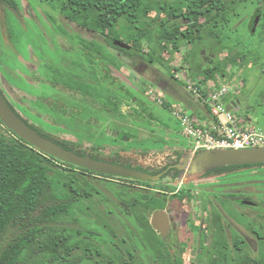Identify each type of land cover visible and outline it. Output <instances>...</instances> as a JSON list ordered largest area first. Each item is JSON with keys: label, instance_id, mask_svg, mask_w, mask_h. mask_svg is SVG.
<instances>
[{"label": "trees", "instance_id": "1", "mask_svg": "<svg viewBox=\"0 0 264 264\" xmlns=\"http://www.w3.org/2000/svg\"><path fill=\"white\" fill-rule=\"evenodd\" d=\"M52 1H56L62 10L71 8L75 12L86 14V19L96 27L120 32L122 36L128 37L132 45L125 52L129 55L151 59L167 66L161 61L162 44L171 47L170 53L186 48L183 63L186 64L189 75L193 79H199L201 86L207 85L209 81L219 85L221 82L217 78L228 75L226 70L229 63H232L230 65L235 71L238 69L237 59L241 58L242 62L245 60V55L234 48H230L228 55L222 59L217 57L219 51L227 47L223 43L222 33L231 20L239 15L237 8L255 2L260 9H257L254 16L257 17L260 13L264 20V0ZM176 7H185V10L175 14L171 21L168 18L156 19L155 30L149 29L150 13ZM185 16L193 19L188 20V28L182 32L180 17ZM199 18H202L201 22ZM253 25L254 21L250 26ZM194 28H197L196 34L193 33ZM143 42L150 45L146 51L143 50ZM182 42H186L185 46ZM207 43L210 44L207 46L210 52L206 48ZM236 103L235 97L231 106L233 112ZM0 123L2 124L1 121ZM242 166L252 165L224 166L205 174L227 173ZM78 170L87 171L38 151L13 132L8 133L0 127V238L2 232L7 234L0 243V264H74L82 261L81 259L88 261V264H183L181 258L175 259L168 251L165 239L155 235L149 224L151 213L163 208L164 203H160L148 192L137 191L133 186L123 183L119 184L122 189L116 198L125 206L121 207L122 216H119L125 224L116 233L114 226L108 228L113 235L111 237L114 240L118 238L115 244L103 240L104 248L101 243H96L93 238L100 234L88 227V217L92 216L84 210L81 212L80 199L92 198L94 194H100L101 190L81 176ZM104 176L149 184L148 180ZM59 178L62 183L55 185V180ZM73 202H76V207H73ZM101 209H97V212L102 215ZM97 212L92 217L96 225L99 219L103 220L97 216ZM65 215L72 216L74 227L59 223ZM123 215L125 218L132 217L135 222L130 226ZM221 222L223 221L219 216L210 221L209 226H217L218 230L210 236L209 245L204 249L206 256L195 259V264H213L210 261L214 256L217 258L215 264H264V243L258 233L252 231L253 235L257 234L254 246L237 235L229 246L222 239L220 232L226 225H221ZM138 228L139 233H135Z\"/></svg>", "mask_w": 264, "mask_h": 264}, {"label": "flooded vegetation", "instance_id": "2", "mask_svg": "<svg viewBox=\"0 0 264 264\" xmlns=\"http://www.w3.org/2000/svg\"><path fill=\"white\" fill-rule=\"evenodd\" d=\"M43 1L46 3H55L57 6L55 4L53 5L60 14L59 22L58 19L56 20L59 28H54L53 30L54 38L58 46L53 48V53L51 49H49L52 54L57 56V59L56 61L50 60L42 50L40 51L42 53L38 55H36L34 51H31V62H28L30 63L27 66L28 68L20 66V70H15L11 65L6 66L5 78H8V82H5V80L0 81V92L10 108L28 126L62 147L65 146L72 149L73 152L75 151L76 154L79 152V155L89 156L95 160L112 162L114 164L126 163L136 166V169L145 170V172L153 176L158 175L157 179L148 180V185L139 184L127 179L126 182L129 183L127 185L133 186L137 191L148 192L152 194L153 197H156L160 203H164L162 206L163 208L159 209L165 210L168 216V231L166 236H162L159 231L151 226L155 235L165 239V245L175 259L181 258L183 260V256L194 249L195 257L193 264H195V259L206 256H204V249L208 247L212 233L218 230L217 226H209L210 221L214 218L217 219L220 215L224 217L223 211H219L215 208L217 206H215L214 200L217 196L207 192V188L203 186L209 181L212 182L219 177L225 176L226 173H211L206 174L205 177L196 179L190 178L188 180V176L186 177L185 173L182 174L175 166L179 163V159L182 157L183 153L188 154L198 151L194 150L193 146L188 141L186 145L180 142L170 144L168 142H160L162 146L155 150L137 152L131 156H124L119 153L103 156L99 151L105 149L104 147L98 148V152H96L93 147H88L86 143L73 142L68 144L63 140L60 136H66L65 131L68 127L74 128L79 126L78 122L75 121L76 119H81L84 126L90 127L98 122L96 120L92 121L91 116L96 117L99 114L87 109L85 101L97 102L98 105H102V107L107 110L113 109L115 112H125L138 123L156 121L153 117L151 107L153 105L163 106L164 102H156L148 94L149 88H145L144 82L150 81L149 83L153 85L152 87L160 91L157 80L159 78L158 72H161L160 68L163 67V65L155 63L151 59H141L126 53L125 50L131 49L132 42L129 41L128 37L122 36L120 32H113L96 27L90 20L86 19V14H80L73 11L71 8L62 10L56 1ZM4 7L16 9L13 0H0V10H3ZM184 10L185 7H176L170 8L167 11H153L149 15V29L151 31L155 30L156 19L168 18L169 21H171L174 19L175 14H178L180 11L183 12ZM192 19L193 17H180V21H182L180 30L182 32L188 28V22ZM201 20L202 18H199V22H201ZM199 22H196V24ZM196 29L197 28L193 29L194 34H196ZM115 41L124 43L126 47L116 44ZM182 43L183 46H185L186 42ZM52 46L54 45L52 44ZM149 46L150 45H148V49L150 48ZM170 49L171 47L167 44H162L163 53H167ZM185 49L186 48L182 50L185 51ZM10 50L11 52L8 51L7 53L10 57H7V59L11 60V58L14 57L19 60L18 54L15 57L13 54H16V52L12 49ZM175 52L179 53L182 51ZM75 53L78 56L77 60H79L77 62L75 60ZM9 63H11V61ZM162 64L165 65L164 61H162ZM122 66L126 67L132 74H128V78L135 83L133 89H129L126 80L118 75V70ZM185 66L186 64L183 62L182 66L175 65L173 69L177 68V70H173L169 76L173 80L179 81V78H177L175 74L180 68ZM134 70L141 75L138 77L140 80L135 78ZM15 79L24 83L25 88H19L20 85L17 87L14 84ZM142 80L144 86L141 83ZM27 83L30 84L31 87L28 86ZM101 83L118 87L120 93L124 96L122 99L123 101H118V98L108 96L109 101H113V106H107L102 103L101 99L103 97L101 91L95 89L93 92L90 91V87L96 88L100 86ZM236 106L235 104V107ZM68 121L75 122L69 123ZM156 122V124L160 125V128L163 126L158 121ZM0 127L6 129L8 133L12 132L3 123H0ZM130 127L133 128V125ZM142 128L143 127L139 126V129ZM165 137L167 141L171 139L169 136ZM117 138H121L120 134ZM145 153H151L156 157L159 156L160 159L163 160V163L158 162V165L140 166L137 163L139 161L137 156L138 154L145 155ZM86 170L87 171L78 170V173L86 177L92 184H95L99 190H102L99 181L102 178L110 177L104 176L107 174L90 171L88 169ZM110 179L119 180L114 178ZM120 181L123 182L124 180ZM73 191L72 188V193ZM226 198L235 199L243 205H247L248 203L245 199L246 197L241 194L240 190L227 194ZM117 203L119 207H125L120 201H117ZM182 207H200V212H202V209L208 211L207 241L204 245H202L204 237L201 224H196L198 220L181 222L180 216L182 215ZM235 207H237L236 204ZM151 215L149 216V224ZM224 220V218L223 220L221 219V221ZM237 232L235 231L237 236L243 237V240L249 243L246 236L238 232L239 235ZM5 235L7 234L2 232L0 243L5 238ZM193 238H195V241H193ZM181 247L183 248L181 249Z\"/></svg>", "mask_w": 264, "mask_h": 264}, {"label": "rangeland", "instance_id": "3", "mask_svg": "<svg viewBox=\"0 0 264 264\" xmlns=\"http://www.w3.org/2000/svg\"><path fill=\"white\" fill-rule=\"evenodd\" d=\"M13 1L16 5V9L4 7L3 10H0V81L5 80V82H8V78H5L6 66L11 65L15 70H20V66L28 68L27 66L30 64L28 62H31V51H34V53L38 55L42 53L40 52L42 50L50 60L56 61L57 59V56L52 54L53 48L58 46L54 38L53 30L54 28H59L56 20L58 19L59 22L60 16L59 11L53 5L55 3H46L43 0ZM258 8L255 2L243 4L237 8L239 15L234 17L229 26L223 31V43L227 47L219 51L217 57L222 59L228 55V50L230 48H234L235 51L239 50L245 55V60L242 62L241 58L237 59L238 69L235 71L230 65L232 63H229L226 70L228 75L225 77L219 76L217 80L221 83H229L237 86H239V81H243L244 84L240 93L235 96L238 103H236L237 106L234 108V112L236 111L235 113H237L242 120L248 118V124L250 126L264 130V20L261 19L260 13L257 17L254 16ZM252 21L255 22L251 27L250 24ZM52 44L54 46H52ZM209 45V43L206 45L208 52H210L209 47H207ZM10 49L16 52V54H13L15 57L18 54L19 60L14 57L11 58V60L7 59V57H10L7 55L8 51L11 52ZM49 49H51L52 53ZM143 50H148V46L144 42ZM235 51H232V53H236ZM170 54L171 58H169ZM183 54V50L179 53H170V51H168L162 54V61H164L167 66L160 68L161 72H158L159 78L157 81L160 90L166 95L165 100L172 103L177 102L186 107L190 113L194 111L195 114H197L200 111L198 109L199 104L197 100L186 92L180 79L179 81L181 82L173 80L169 76L175 65L182 66ZM77 59L78 56L75 53L76 62L79 61ZM10 61L11 63H9ZM184 68L189 75L187 66ZM134 71L135 76H141L136 70ZM149 82L150 81L144 82L145 88L147 89L153 86ZM14 84L17 87L20 85L19 88H25L24 83H21L18 79L14 80ZM28 86L31 87L30 84H28ZM94 89L101 91L103 97L101 102L107 106H113V101H109L108 96L116 97L118 101L122 100L124 97L122 93H120L118 87L114 85L110 86L109 84L105 85V83H101L100 86L96 88L90 87V91L93 92ZM31 90L34 91L33 89ZM85 104L87 109L99 114L96 117L91 116L92 121L96 120L98 122L90 127L84 126L81 119H76L75 121L78 122L79 126L74 128L68 127L65 131L66 136H60L68 144L83 142L86 143L88 147H93L96 152H98V148L104 147L105 149L99 151L103 156L113 155L114 153L131 156L137 152L155 150L162 146L160 142H168L169 144L180 142L185 145L188 143V140L181 137L179 134L180 124L178 120L173 116L171 111L164 108V106L153 105L151 107L154 119L163 125L160 128V125L156 124V121L138 123L131 118L129 114L125 112H115L113 109H104L102 105H98L97 102L85 101ZM75 121L68 122L73 123ZM131 125H133V128L130 127ZM139 126L143 128L139 129ZM119 134L121 136L120 139L117 138ZM165 136H169L171 139L167 141L165 140ZM137 157L139 160L137 163L140 166L158 165V162L163 163V160H161L159 156L156 157L151 153H145V155L138 154ZM185 158L186 155L183 153L179 162L181 163ZM123 164H121V166L136 167L126 163ZM251 165L252 166H242L234 171H229L225 176L219 177L212 182L209 181L203 186L207 188V192L217 196L214 200L215 206H217L215 208L219 211H223L224 217L220 215V219L223 220L224 218L225 220L221 222V225H226L225 229L220 233L222 234V239H224L229 246L236 236L235 231L246 236L252 246L255 245V236H257V234L253 235L252 231L258 233V236L263 238L262 242L264 243V163ZM205 175L206 174L203 173L193 178L205 177ZM60 179L61 178L55 180V185H60L62 183ZM126 181L127 180H124L122 182L120 180L102 178L99 181L102 188L100 194H94L92 198L80 199L82 213L84 210V212L87 214L89 213L90 216L95 217L97 209L102 208V215L97 212V216L103 218V220L99 219V221H97L98 225H96L95 220L92 217H88L90 219L88 227L96 230V232L100 234V236L94 237L93 239L96 243H101V246L104 248L105 245L102 244L103 240L104 242H114L115 244V240L118 239L114 240V238L111 237L113 235L109 233L110 229L108 230V228L114 226V232L116 233V230H121V225L125 224L119 217L122 216V209L119 207L116 197L118 192L122 189L119 184H129ZM236 190H240L241 194L246 197L245 199L248 201L247 205H243L235 199L226 198L227 194H231ZM95 200H99L100 202L96 203ZM235 204L237 207H235ZM88 205L89 207H87ZM76 206V202H73V207ZM73 210L75 211V209ZM73 210H71L72 214H74ZM181 212V222H188L190 220L195 221L196 219L198 220L196 224H201L204 237L202 245H204L207 241L208 211L202 209V212H200V207H182ZM71 218V215H65L60 219L59 223H65L70 227H74V222ZM80 218L82 219L81 216ZM123 218H125V215H123ZM125 219L129 221L130 226L131 223L135 222L132 217L127 218L126 216ZM83 228H85V226ZM138 231H140V228L136 229L134 232L139 233ZM193 241H195V238H193ZM194 255V249L188 254H185L183 256V264H193ZM88 257L90 256L88 255ZM81 260L82 261L74 264H88V261L85 259ZM216 261L217 258L214 256L210 262L215 264Z\"/></svg>", "mask_w": 264, "mask_h": 264}, {"label": "built area", "instance_id": "4", "mask_svg": "<svg viewBox=\"0 0 264 264\" xmlns=\"http://www.w3.org/2000/svg\"><path fill=\"white\" fill-rule=\"evenodd\" d=\"M182 81L184 89L193 96L205 110L204 116L193 115L181 107L171 109L178 120L181 135L188 140L194 150L201 149H244L264 147V130L248 124L249 119H240L231 106L243 87L229 83L200 85L199 79H193L184 67L175 74ZM155 87H149L148 94L158 103H162L161 93Z\"/></svg>", "mask_w": 264, "mask_h": 264}, {"label": "water", "instance_id": "5", "mask_svg": "<svg viewBox=\"0 0 264 264\" xmlns=\"http://www.w3.org/2000/svg\"><path fill=\"white\" fill-rule=\"evenodd\" d=\"M116 44L126 47L124 43L115 41ZM0 121L20 139L25 140L37 150L53 156L59 160L80 166L90 171H95L111 176L136 178L141 180H155L158 175H151L143 170L121 166L88 156H82L62 147L54 141L42 136L28 126L8 105L0 92ZM186 158L175 166L188 180L195 179L198 175L224 166L264 163V147L244 149H202L197 152L185 154ZM151 226L166 236L169 221L163 209L155 210L150 217Z\"/></svg>", "mask_w": 264, "mask_h": 264}, {"label": "crops", "instance_id": "6", "mask_svg": "<svg viewBox=\"0 0 264 264\" xmlns=\"http://www.w3.org/2000/svg\"><path fill=\"white\" fill-rule=\"evenodd\" d=\"M128 74H131L130 73V71L126 68V67H124V66H122V67H120V69L118 70V75L120 76V77H122L124 80H126V83H127V85L129 86V89H133V85H135V83L132 81V80H130L129 78H128ZM132 75V74H131ZM135 78H137L138 80H140L137 76L135 77ZM128 79H129V81H128ZM128 82H130V83H128ZM179 82H181V81H179ZM142 83V82H141ZM182 83V82H181ZM159 91V90H158ZM160 92H162L161 90L159 91V92H157L158 93V95L157 96H159V93ZM161 97H162V100H163V102H164V108H167V109H169L170 111H171V109L172 108H174L175 106H177V107H181V108H183L185 111H187L188 113H190L189 111H188V109L186 108V107H184V106H182V105H180L179 103H177V102H169L168 100H165V97H166V95L162 92L161 93ZM238 103V102H237ZM235 108V107H234ZM199 110V113H197V114H195V112L193 111V112H191V114H193V115H198V116H204L205 115V110L203 109V107L201 106V105H199V108H198ZM172 113V112H171ZM179 134H180V136H182L181 135V129L179 130Z\"/></svg>", "mask_w": 264, "mask_h": 264}]
</instances>
